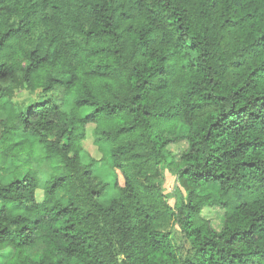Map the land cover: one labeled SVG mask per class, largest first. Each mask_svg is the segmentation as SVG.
Here are the masks:
<instances>
[{"label": "trees", "instance_id": "16d2710c", "mask_svg": "<svg viewBox=\"0 0 264 264\" xmlns=\"http://www.w3.org/2000/svg\"><path fill=\"white\" fill-rule=\"evenodd\" d=\"M0 112V264H264V0H0Z\"/></svg>", "mask_w": 264, "mask_h": 264}, {"label": "rangeland", "instance_id": "374dc122", "mask_svg": "<svg viewBox=\"0 0 264 264\" xmlns=\"http://www.w3.org/2000/svg\"><path fill=\"white\" fill-rule=\"evenodd\" d=\"M2 118H3V114L0 112V123H1ZM93 127H94L93 125L88 127V136H87V139L84 141V146L92 156L99 158L101 160L103 155L101 151L99 150L98 146L95 145L94 143V138H93V133H92ZM186 146H187L186 143L182 141L180 143L170 145L169 148L174 154V157L177 159L179 158L183 150L186 148ZM108 159L109 158H106V160L101 161L97 165V168H98L97 172L100 174V176L106 181L111 183L110 187L107 190V193L102 197V201L105 203H109L112 199L118 196V190L114 186V173L111 171V169L109 168L107 164ZM24 160H25L24 156L10 160L7 171L5 173H0V180L2 182H7L11 180L14 177L13 176L14 170L16 168H19V170L22 173H25L29 165L26 167L24 164ZM34 165L31 166L30 164L31 167H34ZM43 170L46 176H50V177L52 176V166L51 165L50 166L44 165ZM119 183L121 185H123L124 183V179L121 173H119ZM164 189H165V192L168 194L169 201L172 206H175L179 199H182L183 197L186 196V192L179 185L176 175L170 170V167H167V165L165 169ZM218 190H219L218 186L209 185V186H206L202 190V194H213L214 198H216ZM42 196H43V191L41 190L38 193L39 199H41ZM204 215L207 218H210L216 227L221 226V220L223 216L222 208L207 207L204 209Z\"/></svg>", "mask_w": 264, "mask_h": 264}]
</instances>
